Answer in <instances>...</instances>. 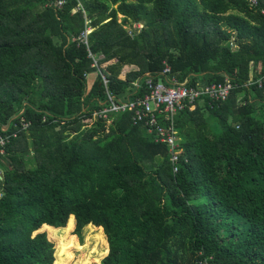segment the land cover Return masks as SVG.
<instances>
[{
    "label": "trees",
    "instance_id": "trees-1",
    "mask_svg": "<svg viewBox=\"0 0 264 264\" xmlns=\"http://www.w3.org/2000/svg\"><path fill=\"white\" fill-rule=\"evenodd\" d=\"M263 7L0 0V264H56L50 232L72 221L75 235L103 230L100 264H264ZM89 50L118 99L142 97L166 64L198 89L231 81L224 102L177 115L178 172L130 114L95 120L106 90Z\"/></svg>",
    "mask_w": 264,
    "mask_h": 264
},
{
    "label": "built area",
    "instance_id": "built-area-1",
    "mask_svg": "<svg viewBox=\"0 0 264 264\" xmlns=\"http://www.w3.org/2000/svg\"><path fill=\"white\" fill-rule=\"evenodd\" d=\"M248 2L254 7L257 5V0H248ZM62 3L59 2V5ZM261 13L264 14V7L261 8ZM135 27L140 29L143 25L135 24ZM91 30V28H87L80 37L87 45L89 44L88 34ZM130 31L132 32V30ZM89 56L92 58V66L97 68L101 84L106 90V101L101 105L103 107L95 112V120L110 125L116 116L130 114L134 123H142L146 127L147 132L153 135L155 142L164 143L169 147L175 173L178 172V167L175 164L181 153V137L178 134L176 123L177 115L187 106L195 107L196 102L204 97L215 102H224L232 89V83L228 78L222 84L206 85L199 89L179 83L176 78L169 77L168 73L171 71V67L166 64L163 70L165 80L158 82H153L151 79L146 80L148 92L142 97L133 100L118 99L109 90L110 80L100 67L98 54L89 50ZM253 83L264 89V77ZM251 84L252 82H247L245 86ZM17 134L14 132L12 135L16 137ZM10 140V134L0 133V153L5 152V146Z\"/></svg>",
    "mask_w": 264,
    "mask_h": 264
},
{
    "label": "rangeland",
    "instance_id": "rangeland-1",
    "mask_svg": "<svg viewBox=\"0 0 264 264\" xmlns=\"http://www.w3.org/2000/svg\"><path fill=\"white\" fill-rule=\"evenodd\" d=\"M95 79L96 72L93 71L89 74V85ZM40 231H44V229ZM49 238L56 243V264H100L108 253L107 238L101 228L90 230V227L87 226L79 236L74 233L72 221L70 227L64 231L50 232Z\"/></svg>",
    "mask_w": 264,
    "mask_h": 264
},
{
    "label": "clouds",
    "instance_id": "clouds-1",
    "mask_svg": "<svg viewBox=\"0 0 264 264\" xmlns=\"http://www.w3.org/2000/svg\"><path fill=\"white\" fill-rule=\"evenodd\" d=\"M108 254V253H107Z\"/></svg>",
    "mask_w": 264,
    "mask_h": 264
}]
</instances>
